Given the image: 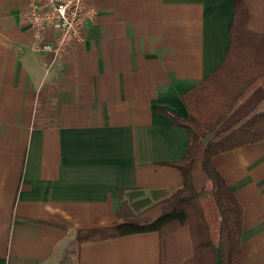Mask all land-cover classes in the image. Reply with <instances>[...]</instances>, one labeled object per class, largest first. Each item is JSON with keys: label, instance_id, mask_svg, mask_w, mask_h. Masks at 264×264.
Returning a JSON list of instances; mask_svg holds the SVG:
<instances>
[{"label": "crops", "instance_id": "crops-1", "mask_svg": "<svg viewBox=\"0 0 264 264\" xmlns=\"http://www.w3.org/2000/svg\"><path fill=\"white\" fill-rule=\"evenodd\" d=\"M27 2L0 0V264H162L158 231L79 246L76 230L116 222L119 189L183 186L189 130L173 115L189 117L183 94L224 62L235 0H90L84 40L49 72ZM258 104L262 85L204 139L196 187L207 142ZM213 163L243 207L245 264H264V140Z\"/></svg>", "mask_w": 264, "mask_h": 264}, {"label": "trees", "instance_id": "trees-1", "mask_svg": "<svg viewBox=\"0 0 264 264\" xmlns=\"http://www.w3.org/2000/svg\"><path fill=\"white\" fill-rule=\"evenodd\" d=\"M264 86V0H235L231 42L224 62L183 94L187 119L173 115L189 130L184 157L174 164L184 176L178 189H119L122 206L117 221L82 225L80 246L124 235L162 234V264H245L241 250L243 207L213 157L242 145L264 140V105L258 104L204 151L206 184L196 187L192 167L202 141L248 97ZM166 247V252H165Z\"/></svg>", "mask_w": 264, "mask_h": 264}, {"label": "built area", "instance_id": "built-area-1", "mask_svg": "<svg viewBox=\"0 0 264 264\" xmlns=\"http://www.w3.org/2000/svg\"><path fill=\"white\" fill-rule=\"evenodd\" d=\"M96 16L90 0H28L24 18L30 28L32 49L49 55L47 72L60 67L68 48L84 40L86 24Z\"/></svg>", "mask_w": 264, "mask_h": 264}, {"label": "rangeland", "instance_id": "rangeland-1", "mask_svg": "<svg viewBox=\"0 0 264 264\" xmlns=\"http://www.w3.org/2000/svg\"><path fill=\"white\" fill-rule=\"evenodd\" d=\"M225 120H226V119H225ZM225 120H224V121H225ZM224 121H223V122H224ZM223 122H222V123H223ZM222 123H221V124H222ZM221 124H220V125H221ZM220 125H219V126H220ZM219 126H218V127H219ZM218 127H217V129H218ZM217 129H216V130H217ZM216 130H215V131H216ZM215 131H213V132H215ZM213 132H212V133H213ZM212 133H211V134H212ZM208 136H209V135H208ZM208 136H207V137H208ZM205 139H206V138H205ZM203 141H204V140H203ZM203 141H202V143H203ZM201 146H202V144H201ZM201 146H200V148H201ZM199 150H200V149H199ZM72 259H73V262L75 263V261H76V255H73V256H72Z\"/></svg>", "mask_w": 264, "mask_h": 264}]
</instances>
